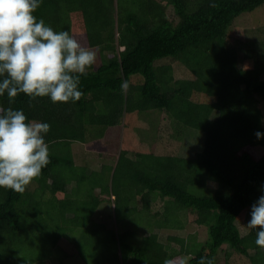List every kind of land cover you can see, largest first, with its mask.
I'll use <instances>...</instances> for the list:
<instances>
[{
  "label": "trees",
  "instance_id": "obj_1",
  "mask_svg": "<svg viewBox=\"0 0 264 264\" xmlns=\"http://www.w3.org/2000/svg\"><path fill=\"white\" fill-rule=\"evenodd\" d=\"M263 4L264 0H41L33 13L37 21L43 19L56 32L67 31L82 47L98 53L99 63L80 75L83 95L76 102L52 103L47 96L31 99L21 93L9 104L6 92L0 96V106L23 110L29 122L50 125L43 134L49 163L39 177L23 193L0 187V264H14L17 254L29 258L26 245L38 255L33 261L43 264L53 248L74 243L67 237L75 229L88 236L82 241L93 253L96 236H108L105 249L98 252L102 264H201L202 259L204 264H217L221 255L223 264H229L230 252L250 264H264V249L255 244L259 229H248L244 235L239 230L264 195V30L232 38L236 18ZM175 66L188 77L175 78ZM151 110L164 113L168 138L181 144L184 153V136L197 143V151H190L189 157H129L130 151L119 147L115 163L95 171L75 162L70 145L94 138L92 128L122 127L133 113ZM256 132L262 134L260 139ZM82 183L87 184L86 197L76 202L74 193ZM127 192L136 207L117 217L125 226L130 211H139L137 224L147 228L140 239L131 228L115 236L93 221L101 196H110L114 212H120ZM157 199L165 202L161 213L152 212ZM27 201L36 206L33 214L41 216H23L20 205ZM187 214L195 217L193 226L206 229V241H197L195 235L168 238L178 249L162 243L155 230H181ZM31 221L36 224L28 228L30 233L25 227ZM110 244L115 250L108 256ZM48 245L51 249L45 248ZM72 251L84 259V253ZM30 258L20 264L33 263Z\"/></svg>",
  "mask_w": 264,
  "mask_h": 264
},
{
  "label": "clouds",
  "instance_id": "obj_2",
  "mask_svg": "<svg viewBox=\"0 0 264 264\" xmlns=\"http://www.w3.org/2000/svg\"><path fill=\"white\" fill-rule=\"evenodd\" d=\"M41 0H0V96L9 104L21 93L52 103L76 102L80 75L96 61V52L82 47L67 31H54L33 15ZM215 6V5H212ZM44 122L28 121L23 110L0 106V187L23 193L49 163ZM260 139L261 133H255ZM248 229L264 249V195L251 207ZM167 264V262H166ZM204 264V260H201ZM207 264H212L208 261Z\"/></svg>",
  "mask_w": 264,
  "mask_h": 264
},
{
  "label": "rangeland",
  "instance_id": "obj_3",
  "mask_svg": "<svg viewBox=\"0 0 264 264\" xmlns=\"http://www.w3.org/2000/svg\"><path fill=\"white\" fill-rule=\"evenodd\" d=\"M130 6V4H127ZM170 18H172L173 11L170 10ZM234 26L237 28L236 32H233L232 38L239 35V38L243 36V32L251 31V30H257L262 29L264 30V4L254 11L250 13H245L240 15L236 20L234 21ZM262 33V32H261ZM259 36L260 34H256ZM263 36V33H262ZM255 37V35H254ZM238 38V41H241V39ZM260 41V40H259ZM258 41V44H259ZM257 44V41H256ZM255 44V45H256ZM259 54V52H257ZM257 57L256 55H254ZM261 56V54H260ZM259 59V58H258ZM264 56L262 57V62L264 63ZM96 64L99 63V55L96 53ZM174 77L177 79H182L188 77L184 70L180 68L179 66L174 67ZM262 115L264 116V103L260 104ZM125 119V118H124ZM168 121L165 118V115L163 112L160 111H146L142 113H133L130 117H127L123 121L122 127H115V128H92V130L95 133L94 138H87L86 143H72L70 145V150L73 152L75 162L78 165H85L90 168L91 171H95L96 169H99L101 165L104 164H114L118 153L116 151L119 150V147L124 150H129L130 154H128L129 157H133L135 153H141V154H153V155H164V154H174V155H183L188 156L190 155V151H193L192 153L196 152L199 146L197 143H192L191 139H189V136H184L183 141L186 143V153H184L183 149H181V144L175 143L172 140L168 138L170 134V126L169 128L166 127L168 125ZM164 129V130H163ZM97 130H102V135L98 134ZM163 130V135L160 133V131ZM197 145V147H195ZM116 152V153H115ZM134 153V154H133ZM191 153V154H192ZM133 154V155H132ZM259 154V153H258ZM189 157V156H188ZM89 170V169H88ZM79 175H80V171ZM89 172H86L85 174H88ZM90 178H96V176L90 174ZM110 180V179H109ZM87 184L82 183L80 185V188L78 190V193H74V200L76 202L83 201L86 197V191H87ZM72 185H69V188H72ZM108 189H110V182L108 184ZM99 189L96 191L98 192ZM33 188L29 190V192H32ZM95 191V195H96ZM130 192H127L124 203L121 206L120 212H114V206L113 203H111V197L109 196H101V202L98 206L96 212L94 213L93 220L97 223L104 224L110 234H115V236L119 235L123 229H130L134 230L136 232L137 237L140 239L142 236H144L147 233V228L138 226V219H140L139 211H130L131 218L129 220V224L132 223L134 227L129 226V224L122 226L117 216L121 214V218L127 215V212H129V209H132L136 207V204H130L133 203V200L128 201V196H130ZM83 199V200H82ZM110 199V201H109ZM29 201V200H28ZM25 202L24 204L20 205V208L23 210V216L26 218H33V216H41V215H35L33 214V209L36 208V206L30 207L29 202ZM46 201V200H45ZM165 202L157 199L155 204L153 205L152 212H163ZM140 207V206H139ZM44 210V209H43ZM146 219V218H145ZM195 217L191 214H187L185 217V224L184 228L181 230H174V229H163V230H155V233L158 234L159 240L162 243H167L168 238L170 237H178V238H184L187 239L188 236L195 235L197 241L204 242L207 239V232L204 227L197 228L196 226L192 225L193 220ZM33 220V219H32ZM35 221L27 222L25 227L30 232L31 230L28 228L35 227ZM248 223H242L239 225V230L242 235L247 233ZM138 227H135V226ZM142 227V229L140 228ZM71 232V231H70ZM31 233V232H30ZM37 233L36 229L35 232ZM81 230L75 229L74 232L69 233L68 239H72L74 243L70 242H63L56 248H53L51 258H46L43 264H102V257L99 258L98 252L101 253L102 249L105 247V240L108 238L107 235H99L96 236L95 243L96 248L94 250V253L91 251H87V247L83 244L82 241L83 237H88L87 235H82ZM34 235V234H33ZM127 240V238L125 239ZM79 241V242H77ZM110 241L111 240H107ZM47 242V241H45ZM78 243V244H77ZM73 244V247H72ZM169 245L173 246L174 248L178 249V245H176L173 242H168ZM115 246L110 244V252L107 251L106 254L110 256L113 254V251ZM25 248L29 250L30 260H32L33 263L30 264H38L37 262H34V257L38 256L35 250L30 246L26 245ZM45 248L51 249V246L48 245ZM72 249H76L80 253H84L83 256L84 259L78 257V252L75 254H72ZM105 249V248H104ZM85 250V251H83ZM93 251V250H92ZM229 251V249H228ZM94 256H93V255ZM93 256V257H92ZM29 258L24 259L22 254H17L16 257L13 259L14 264H20L24 263L29 260ZM96 260H100L99 262ZM98 262V263H97ZM229 264H250L247 258L237 255L236 253L230 252V258L228 259ZM217 264H223V255L217 257Z\"/></svg>",
  "mask_w": 264,
  "mask_h": 264
},
{
  "label": "crops",
  "instance_id": "obj_4",
  "mask_svg": "<svg viewBox=\"0 0 264 264\" xmlns=\"http://www.w3.org/2000/svg\"><path fill=\"white\" fill-rule=\"evenodd\" d=\"M94 221V220H93ZM95 222V221H94ZM97 223V222H96Z\"/></svg>",
  "mask_w": 264,
  "mask_h": 264
}]
</instances>
